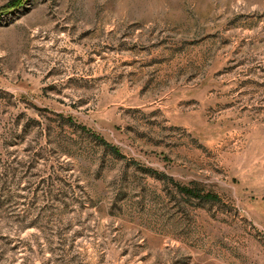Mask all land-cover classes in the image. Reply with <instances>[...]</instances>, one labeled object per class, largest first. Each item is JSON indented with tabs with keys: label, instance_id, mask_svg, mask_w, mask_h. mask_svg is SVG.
<instances>
[{
	"label": "rangeland",
	"instance_id": "1",
	"mask_svg": "<svg viewBox=\"0 0 264 264\" xmlns=\"http://www.w3.org/2000/svg\"><path fill=\"white\" fill-rule=\"evenodd\" d=\"M0 264H264V0H0Z\"/></svg>",
	"mask_w": 264,
	"mask_h": 264
},
{
	"label": "trees",
	"instance_id": "2",
	"mask_svg": "<svg viewBox=\"0 0 264 264\" xmlns=\"http://www.w3.org/2000/svg\"><path fill=\"white\" fill-rule=\"evenodd\" d=\"M186 190H187V188H186ZM209 197H213L212 195H208Z\"/></svg>",
	"mask_w": 264,
	"mask_h": 264
}]
</instances>
